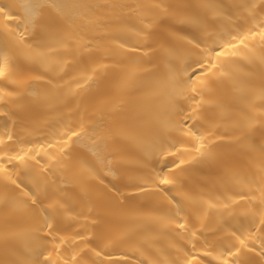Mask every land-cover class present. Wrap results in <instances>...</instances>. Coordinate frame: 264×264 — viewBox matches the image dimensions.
Listing matches in <instances>:
<instances>
[{
    "label": "bare ground",
    "instance_id": "1",
    "mask_svg": "<svg viewBox=\"0 0 264 264\" xmlns=\"http://www.w3.org/2000/svg\"><path fill=\"white\" fill-rule=\"evenodd\" d=\"M0 9V264H264V0Z\"/></svg>",
    "mask_w": 264,
    "mask_h": 264
},
{
    "label": "snow or ice",
    "instance_id": "2",
    "mask_svg": "<svg viewBox=\"0 0 264 264\" xmlns=\"http://www.w3.org/2000/svg\"><path fill=\"white\" fill-rule=\"evenodd\" d=\"M40 5L39 4H36L35 5V7H39ZM0 11H2V9H0ZM7 19H11V17H7ZM262 35H264V34H262ZM222 53H218V55H221ZM4 75V67H3V64H0V76H3ZM73 135H77L76 133H73ZM161 183H163V184H168V183H170V181L169 180H167V179H163V180H161ZM241 243H243V241H241Z\"/></svg>",
    "mask_w": 264,
    "mask_h": 264
}]
</instances>
